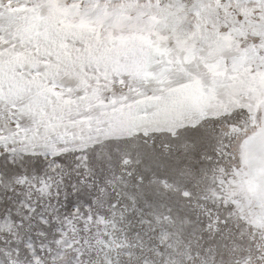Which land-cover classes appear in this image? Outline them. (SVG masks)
Segmentation results:
<instances>
[{
    "label": "snow or ice",
    "instance_id": "obj_1",
    "mask_svg": "<svg viewBox=\"0 0 264 264\" xmlns=\"http://www.w3.org/2000/svg\"><path fill=\"white\" fill-rule=\"evenodd\" d=\"M0 264H264V0H0Z\"/></svg>",
    "mask_w": 264,
    "mask_h": 264
}]
</instances>
